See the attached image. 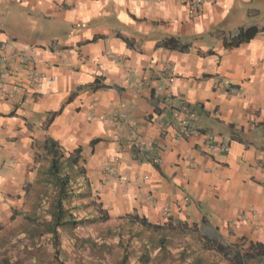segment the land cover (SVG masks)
<instances>
[{
  "label": "crops",
  "instance_id": "crops-1",
  "mask_svg": "<svg viewBox=\"0 0 264 264\" xmlns=\"http://www.w3.org/2000/svg\"><path fill=\"white\" fill-rule=\"evenodd\" d=\"M37 2L28 0V8ZM24 4L20 0L18 8L16 0L0 2V36L7 37L0 40L4 76L0 84V227L4 229L30 204L34 206L42 195L40 188L51 187L47 182L49 158L43 151L50 138L68 155L79 149L83 172L75 180L79 191L86 188L80 199L84 204L90 199L88 205L93 207L99 203L113 223L121 218L129 222V216L137 215L172 228H149L160 233V238L190 236L195 230L223 243L264 244V71L256 65L245 66L238 55L245 44L253 46L249 55L264 46V25H254L251 38L231 46L226 42L233 29L220 27L206 52L195 38L183 36L165 38H176L183 47L180 50L162 42L146 50L137 48L135 37L106 26H98L101 30L91 39L85 36L72 41L71 33L62 29L30 36L26 20L32 12ZM179 6L190 7V2L180 0ZM66 9L65 2L39 15L51 20L52 13ZM125 15L139 22L130 11ZM191 20L181 13L172 23L187 33ZM243 27L235 25L238 30ZM110 33H114L113 46L121 43L137 57L155 60L152 65L124 57L130 73L139 74L138 86L129 88L132 81L110 86L102 70L76 63L93 53L103 56ZM86 49L92 51L86 53ZM163 61L170 67H161ZM65 65L81 83L55 110L47 107V93L69 90ZM177 66L181 71L175 70ZM44 76L52 81L34 83L33 79ZM85 85L90 89L88 95H83ZM112 88L125 106L115 123L130 140H114L103 121L94 123L90 106ZM29 99L34 108L44 105L42 122L39 113L33 118L26 110ZM37 124L41 134L36 133ZM73 128L79 130L75 137L69 134ZM111 169H119L120 174L113 176ZM182 228L184 233H179ZM107 251L104 247L98 258L102 264H114Z\"/></svg>",
  "mask_w": 264,
  "mask_h": 264
},
{
  "label": "clouds",
  "instance_id": "clouds-1",
  "mask_svg": "<svg viewBox=\"0 0 264 264\" xmlns=\"http://www.w3.org/2000/svg\"><path fill=\"white\" fill-rule=\"evenodd\" d=\"M65 2L69 5V9L64 10L61 14L52 13L51 20H45L43 16L39 15V12H43L45 8H59ZM186 2H190L191 6L181 8L179 6L180 0H176L175 4L172 3V0H56L55 4L52 0H38L29 9L28 0H25L23 7L32 12V16H28L26 20L30 36L36 33L44 34L54 29H62L71 33L72 41L83 39L85 36L91 39L97 31L101 30L98 26H106L107 29H119L127 36L135 37L137 48L146 50H151L155 43L163 42L166 37L183 36L188 39L195 38V41H198L206 52L211 46L208 42L214 39L216 30L220 27L225 30L233 29V33L228 36L231 45L233 40H240L242 35L250 31L254 25H264V0H186ZM16 4L19 8L20 0H16ZM196 9H199V12ZM3 10H8L7 3H4ZM127 11L135 14L139 22L129 19L128 15H125ZM181 13L185 19L189 16L192 17V20L188 21L189 32L187 33H181L179 26H174L172 23L173 20L180 17ZM200 13L205 15H200ZM25 15L27 16V12ZM153 21H156L155 25H153ZM238 24L244 26L242 30L235 28V25ZM192 25H198V27H192ZM209 32H212L213 36L210 37ZM112 35L114 33H110L109 41L104 42L103 56L93 53L89 59L83 60L82 58L76 63L86 64L96 71L102 70L108 77L106 83L110 86L116 83L128 84V81H132L131 84H128L129 88L136 87L139 85V74L130 73L128 66L123 62L124 57H133L135 63H139L141 59L152 65L156 62L150 56L137 57L136 52L129 50L124 44L117 43L113 46ZM0 40H7V37L0 36ZM250 47L253 46L245 44L242 50L238 51L241 62L245 66L256 65L259 71H264V46L255 48L254 55L248 54ZM91 51V49L85 50L86 53ZM157 59L161 58L157 56ZM165 65L170 67L166 61H163L160 66ZM65 68L71 81L69 90L61 94L55 89H51L47 93V107L55 110L60 108L69 92L76 90L77 84L81 83L76 75L71 74L68 65H65ZM175 70L181 71L179 66ZM91 81L92 76L89 75L88 82ZM183 90L185 89L181 88V91ZM89 92L90 89L85 85L83 95H88ZM43 107L44 105H38L34 108L31 99L25 105L26 110L33 118H35L36 113L40 114L41 122L43 121ZM124 107L114 88L105 93L104 98L90 106L94 123L96 120L103 121V124L110 129L107 134L113 136L114 140L117 141L121 137L131 139V136H128V133L115 123V116L117 114L123 115L122 109ZM77 131L79 130L73 128L69 134L75 137ZM36 133L41 134L39 124L36 126ZM65 155L68 156V153L66 152ZM110 171L113 176L120 174L119 169H111ZM107 182L111 183V178Z\"/></svg>",
  "mask_w": 264,
  "mask_h": 264
},
{
  "label": "rangeland",
  "instance_id": "rangeland-1",
  "mask_svg": "<svg viewBox=\"0 0 264 264\" xmlns=\"http://www.w3.org/2000/svg\"><path fill=\"white\" fill-rule=\"evenodd\" d=\"M75 184L77 192L86 191L85 187L79 191V183ZM39 191L44 196H39L34 206L30 204L10 225L4 229L0 227V260L5 259L9 264H82L84 259V264H102L97 254L100 256L107 247L114 264H229L219 254L204 249L192 235H164L167 246L162 252L160 233L125 218L114 220V223L107 219L74 228L58 227L59 251L56 254L47 226L52 221L54 189L47 186ZM88 202L90 199L84 204L77 196L71 198L70 205L77 207H74L76 218L89 219L102 214ZM252 264H264V258Z\"/></svg>",
  "mask_w": 264,
  "mask_h": 264
},
{
  "label": "trees",
  "instance_id": "trees-1",
  "mask_svg": "<svg viewBox=\"0 0 264 264\" xmlns=\"http://www.w3.org/2000/svg\"><path fill=\"white\" fill-rule=\"evenodd\" d=\"M242 30V29H241ZM255 33L252 28L247 33H244L240 40H233L231 45H237L241 42L247 41ZM163 45L174 49H181L179 41L176 38H167L163 42ZM229 45V42H226ZM43 151L49 158V167L47 170L48 184L54 189L55 197L52 203L51 211V223L47 225L53 240V246L55 253H58L59 239L58 230L60 226H66L68 228L80 227L87 223H94L97 220H107L109 218L108 213L103 210L98 203L97 209L102 212L101 215L94 216L93 218H76V206H71L70 201L74 196L84 197L83 194L75 190L74 184L78 174L83 172V167L79 160V149H75L71 154L65 156V151L52 139L47 138L43 145ZM95 200H92L94 203ZM76 207V209L74 208ZM75 211V212H74ZM132 222H138L146 228L158 230L160 228H168L160 225L152 224L145 218L137 215L129 216L128 218ZM179 233H184V228L178 230ZM193 234V235H192ZM192 236L199 242V244L206 250H211L219 254L222 259L229 264H252L253 262H259L264 258V244L260 242H250L247 246L235 245L231 243H223L216 237H209L204 234L193 230ZM190 235V236H191ZM165 237H161L159 241L160 250L163 252L166 249ZM0 264H9L7 260H0ZM190 264V263H185Z\"/></svg>",
  "mask_w": 264,
  "mask_h": 264
},
{
  "label": "built area",
  "instance_id": "built-area-1",
  "mask_svg": "<svg viewBox=\"0 0 264 264\" xmlns=\"http://www.w3.org/2000/svg\"><path fill=\"white\" fill-rule=\"evenodd\" d=\"M190 6H191V4H190ZM1 60V59H0ZM2 61H0V63H1ZM39 78V77H38ZM42 79H44L46 82H48V81H52V78H49L48 76H44V78H39L38 80H36V79H33V81H34V83L36 84V85H39V81L40 80H42ZM3 80H4V76H3V74H2V72L0 71V84H2L3 83Z\"/></svg>",
  "mask_w": 264,
  "mask_h": 264
}]
</instances>
